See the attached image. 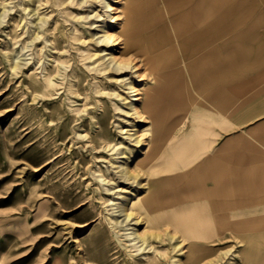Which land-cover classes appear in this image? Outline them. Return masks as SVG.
Returning <instances> with one entry per match:
<instances>
[{"label": "rangeland", "instance_id": "obj_1", "mask_svg": "<svg viewBox=\"0 0 264 264\" xmlns=\"http://www.w3.org/2000/svg\"><path fill=\"white\" fill-rule=\"evenodd\" d=\"M102 1L0 0V264H240L188 259L136 200L149 58L122 47L125 0L117 43L104 39ZM125 195L132 219L118 224Z\"/></svg>", "mask_w": 264, "mask_h": 264}, {"label": "crops", "instance_id": "obj_2", "mask_svg": "<svg viewBox=\"0 0 264 264\" xmlns=\"http://www.w3.org/2000/svg\"><path fill=\"white\" fill-rule=\"evenodd\" d=\"M123 9L129 39L165 41L147 54L141 95L147 214L184 249L182 233H199L202 259L264 264V0Z\"/></svg>", "mask_w": 264, "mask_h": 264}, {"label": "bare ground", "instance_id": "obj_3", "mask_svg": "<svg viewBox=\"0 0 264 264\" xmlns=\"http://www.w3.org/2000/svg\"><path fill=\"white\" fill-rule=\"evenodd\" d=\"M117 1L118 0H103L102 1V4L104 6V10H105V13H106V17H107V23L105 22L103 24V26H102V34L104 35V39H106L107 41H110L112 44H116L117 41H115L116 37H113L111 35L112 32L110 31V26L120 27L121 28V25L120 26L119 25L116 26L117 24H120L118 22V20H117L119 18L114 15V11L112 10L113 7H114L112 5V3L117 2ZM128 1L129 0H125V3H128ZM48 5H50V4H48ZM67 7H69V6H67ZM122 27H123L122 28L123 29L122 30V35H121L122 38H123L122 47H125L126 49L137 48L138 50H140L141 52H143L145 54H152V53H157V52L159 53L161 51L162 44L165 41H162V40H150V39H148V40H146V39H139V40H137V39H129L128 38L129 37L128 31L130 30V25L126 22V19H125ZM128 87H129L128 106H129L130 110H135V107H136L135 100L138 99V97L136 96V92H134L135 86L133 84H130ZM145 97H146V95H145ZM142 167H144V166H142ZM128 172H129V174H132V176H134V177L136 176V174H134L129 168H128ZM142 174H144V173H142ZM139 185L141 187V190H140L139 193H135L136 200H141L142 201V205H143L144 211L146 212V200H145L146 181L145 180L141 181ZM134 201H135V197L132 198L131 196L125 195L121 202H118V203H116L114 205V212L116 214V217H117L116 221H117L118 224H122V223H124L126 221H130L132 219L131 211L128 209V205L129 204L132 205ZM119 216H123V217H121L119 219ZM154 218L156 220V217H154ZM135 221L136 220L134 219L133 222H135ZM131 233L133 234V237L140 239L142 242L144 241V235L140 234V232L137 231L136 229L132 230ZM184 234H186L190 238H193L195 236L196 237L199 236V233H184ZM194 244L195 243H191V244H189L187 246L188 247L187 258L190 259V260H199L197 258L204 257V255L206 253V249L196 247ZM247 260L248 259H242V262H245ZM232 264H236V263L234 261H232Z\"/></svg>", "mask_w": 264, "mask_h": 264}]
</instances>
